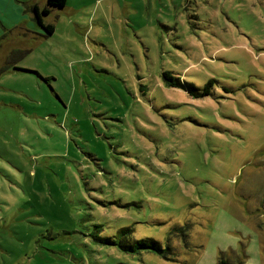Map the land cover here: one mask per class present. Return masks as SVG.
I'll return each mask as SVG.
<instances>
[{
	"label": "rangeland",
	"instance_id": "rangeland-1",
	"mask_svg": "<svg viewBox=\"0 0 264 264\" xmlns=\"http://www.w3.org/2000/svg\"><path fill=\"white\" fill-rule=\"evenodd\" d=\"M27 2L0 0V264H264V0H68L52 33Z\"/></svg>",
	"mask_w": 264,
	"mask_h": 264
},
{
	"label": "trees",
	"instance_id": "trees-1",
	"mask_svg": "<svg viewBox=\"0 0 264 264\" xmlns=\"http://www.w3.org/2000/svg\"><path fill=\"white\" fill-rule=\"evenodd\" d=\"M68 0H48L47 1V5L44 8H39V6L37 4H33V5H29V9H31V11L34 14V19L37 21V23L45 29V31L47 33H52L54 31V25L51 23H47L45 21V17L48 16L52 9L55 7H64L66 5ZM27 31L24 30V33L26 34ZM30 32H28L29 34ZM24 34V35H25ZM27 34V35H28ZM23 35V36H24ZM10 61L9 60L5 66H3L2 70H8L11 69V67L13 65H10ZM16 69V67H14ZM163 77L165 79V81L167 82L168 85L174 86V87H185V84L181 81V79L179 77H175L172 75L171 71L167 70L163 72ZM47 78V77H46ZM188 89L191 93H193L196 97H201V96H205V95H209L211 92V87L213 86V82L212 80H209L204 86L203 88H198L192 84H188ZM182 227H176L175 230H181ZM133 230V228L130 227H126L123 228L122 231L123 232H131ZM120 245L127 251L129 252H140L143 250H148L151 252H155L158 253L166 258H170L173 259L176 255V251L174 249V247L169 244L168 247H164L163 244L152 237H144V238H140V239H133L131 241H128L126 239H123V241L120 242ZM173 256H171V254H173ZM221 264H229L227 262H225L224 260H221L220 262Z\"/></svg>",
	"mask_w": 264,
	"mask_h": 264
},
{
	"label": "crops",
	"instance_id": "crops-1",
	"mask_svg": "<svg viewBox=\"0 0 264 264\" xmlns=\"http://www.w3.org/2000/svg\"><path fill=\"white\" fill-rule=\"evenodd\" d=\"M27 3H29L30 5H33V4H37L38 6H39V8H43V6H41L40 4H39V2H38V0H28V2ZM45 7V6H44ZM30 11H31V9H30ZM31 13H32V15H33V18H34V14H33V12L31 11ZM24 23V22H23ZM25 24V23H24ZM27 26H28V23L26 24Z\"/></svg>",
	"mask_w": 264,
	"mask_h": 264
}]
</instances>
